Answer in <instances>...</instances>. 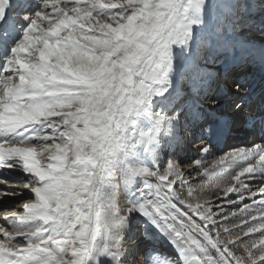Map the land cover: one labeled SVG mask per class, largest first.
<instances>
[{
    "label": "snow or ice",
    "instance_id": "1",
    "mask_svg": "<svg viewBox=\"0 0 264 264\" xmlns=\"http://www.w3.org/2000/svg\"><path fill=\"white\" fill-rule=\"evenodd\" d=\"M0 264H264V0H0Z\"/></svg>",
    "mask_w": 264,
    "mask_h": 264
},
{
    "label": "bare ground",
    "instance_id": "2",
    "mask_svg": "<svg viewBox=\"0 0 264 264\" xmlns=\"http://www.w3.org/2000/svg\"><path fill=\"white\" fill-rule=\"evenodd\" d=\"M254 140H255L256 143H260V141H259L258 139H256V137H254V136H244V135H241V136L238 137L236 140H233L231 143H233V144H238L240 141H247V142H249L248 146H251L250 142H252V141H254ZM220 149H223V151H228V148L225 147V144H224V146H223L222 148H220ZM213 158H214V157H207V158H206V163L211 162ZM193 175H195V173H193ZM13 201H14V200H9V201H6V202H4V203H5V204H9V205H11V204H14V203H12Z\"/></svg>",
    "mask_w": 264,
    "mask_h": 264
},
{
    "label": "rangeland",
    "instance_id": "3",
    "mask_svg": "<svg viewBox=\"0 0 264 264\" xmlns=\"http://www.w3.org/2000/svg\"><path fill=\"white\" fill-rule=\"evenodd\" d=\"M12 203H15V201H13Z\"/></svg>",
    "mask_w": 264,
    "mask_h": 264
}]
</instances>
